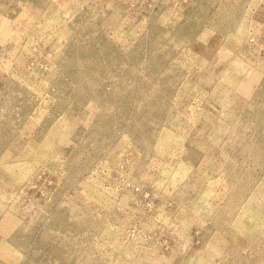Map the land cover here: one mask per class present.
<instances>
[{
	"label": "rangeland",
	"instance_id": "rangeland-1",
	"mask_svg": "<svg viewBox=\"0 0 264 264\" xmlns=\"http://www.w3.org/2000/svg\"><path fill=\"white\" fill-rule=\"evenodd\" d=\"M0 264H264V0H0Z\"/></svg>",
	"mask_w": 264,
	"mask_h": 264
}]
</instances>
